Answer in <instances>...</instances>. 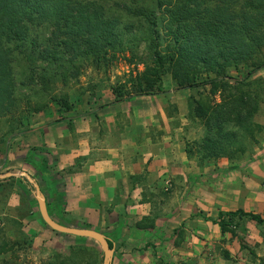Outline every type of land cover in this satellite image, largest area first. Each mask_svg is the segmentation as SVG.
<instances>
[{
    "label": "crops",
    "instance_id": "1",
    "mask_svg": "<svg viewBox=\"0 0 264 264\" xmlns=\"http://www.w3.org/2000/svg\"><path fill=\"white\" fill-rule=\"evenodd\" d=\"M186 91L104 102L85 116L36 121L30 132L56 182L51 200L44 195L50 217L107 237L112 264H230L238 242L213 223L219 213L242 209L264 220V191L251 179L264 176V137L254 148L259 162L188 157L186 145L202 134L187 116ZM34 223V246L69 240Z\"/></svg>",
    "mask_w": 264,
    "mask_h": 264
},
{
    "label": "trees",
    "instance_id": "2",
    "mask_svg": "<svg viewBox=\"0 0 264 264\" xmlns=\"http://www.w3.org/2000/svg\"><path fill=\"white\" fill-rule=\"evenodd\" d=\"M100 1L0 0V119L16 108L18 56L29 63L30 81L43 82L48 75L67 80L71 71L72 77L78 72V61L104 64L117 54H134L144 41L152 57L136 77L138 94L160 92L168 71L179 89L208 88L207 100L194 104L205 128L194 151L202 161H233L257 144L264 130L255 121L264 102V80L256 76L264 68V0H150V5L118 0L114 9ZM132 20L144 26L135 43L124 38L134 30ZM35 62L41 64L34 67ZM242 67L241 79L230 75ZM236 218L264 224L259 214L242 209L219 213L213 223L222 235L238 238ZM75 238L82 241L40 264H97V253L87 242L93 241ZM7 246L1 244L0 254L11 250ZM5 264L19 263L10 259Z\"/></svg>",
    "mask_w": 264,
    "mask_h": 264
},
{
    "label": "rangeland",
    "instance_id": "3",
    "mask_svg": "<svg viewBox=\"0 0 264 264\" xmlns=\"http://www.w3.org/2000/svg\"><path fill=\"white\" fill-rule=\"evenodd\" d=\"M102 1L100 2L114 9L113 7L118 0ZM138 2L151 4L150 0H138ZM148 7L152 8L153 6ZM131 23L134 25V30H131L130 34H126L124 38L127 42L133 40L135 43L137 36L141 35L144 30V26L133 20ZM146 46V42H138L137 46L133 48L134 54L130 52L117 54L115 60L111 59L100 65H96L90 59H82L77 63L78 72L74 77H72L74 72L71 71L72 74L67 80L48 75V80L43 82H40L38 78H34L33 81L29 80L31 75L28 69L29 63H26L25 57L18 56V61L14 64L16 108L11 114L0 119V175L8 172H26L36 181L42 193L51 200L55 192L54 184L56 182L49 176L50 165L44 156L47 151L44 146H35L29 141L30 132L33 130L36 121L60 120L72 115L85 116L90 114L91 109L103 105L104 102L113 101L112 103L115 104V101L120 103L133 97L155 96L160 94L163 89L170 87L187 90L186 94L182 95V99L187 104V116L192 121L196 134L199 130L202 134L199 139L186 145V153L188 154L190 151L188 157L195 158L201 163L207 161H202L199 155L194 152L195 143L199 142L205 134L202 121L194 114V104L195 101L205 102L207 100L208 88L179 89L172 74L168 71L159 84L160 92L155 88L153 94H138L136 77L149 65L152 57ZM37 64L40 65L41 62H35L34 67ZM229 73L231 76L241 79L244 76V68L242 67L238 72L231 70ZM199 75L201 79L206 77L204 73H199ZM213 76L210 74L209 77L212 78ZM256 76L264 80V68ZM58 99L60 103L57 102ZM215 101L219 102L217 96ZM173 105L169 104L170 110H172ZM118 115L121 117L123 113ZM255 121L264 127V102L255 117ZM69 129L71 135L74 136L71 123H69ZM263 137L264 130L259 135L257 144L252 145L245 155L230 162L238 163V165L248 160L259 162V159L255 157L254 148L259 146ZM72 145H75L74 140ZM52 164L55 165V162L53 161ZM233 167L231 166L230 169ZM262 175L261 173L259 176L255 174L251 179L259 189L264 191V176ZM244 176L250 177L248 174ZM36 220L44 223L40 217L32 189L23 183L20 177L0 180V248L1 244L6 243V246L8 245L7 247L11 249L7 253L0 254V264H5L10 259L19 264H40L49 260L55 253H64L70 246L77 245L82 241L74 236H66L68 241L45 237V245L34 246L32 237L35 233H39L34 223ZM55 221L66 226L89 228L86 225L77 224L74 219L70 218L55 219ZM235 223L238 226L232 229L237 233L238 238L231 236V240L235 239L238 242V257L235 256L231 259L230 264H264V224L259 225L248 218H236ZM87 242L92 245L97 253V264H101L100 246L95 241Z\"/></svg>",
    "mask_w": 264,
    "mask_h": 264
},
{
    "label": "water",
    "instance_id": "4",
    "mask_svg": "<svg viewBox=\"0 0 264 264\" xmlns=\"http://www.w3.org/2000/svg\"><path fill=\"white\" fill-rule=\"evenodd\" d=\"M12 177L24 178L32 189L33 196L37 202L38 211L42 221L53 231L60 234L83 237L95 241L101 248L102 252V263L101 264H112L113 260V249L109 247L108 238L103 234L88 228H78L73 226H66L56 222L52 219L48 213L46 199L42 193L39 185L36 181L26 172L12 173L8 172L0 175V180L9 179Z\"/></svg>",
    "mask_w": 264,
    "mask_h": 264
}]
</instances>
